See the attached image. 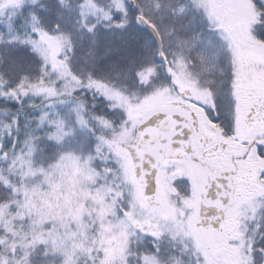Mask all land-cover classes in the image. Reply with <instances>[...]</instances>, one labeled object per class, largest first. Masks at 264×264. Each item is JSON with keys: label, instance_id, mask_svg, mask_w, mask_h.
I'll return each mask as SVG.
<instances>
[{"label": "snow or ice", "instance_id": "1", "mask_svg": "<svg viewBox=\"0 0 264 264\" xmlns=\"http://www.w3.org/2000/svg\"><path fill=\"white\" fill-rule=\"evenodd\" d=\"M0 264H264V0H0Z\"/></svg>", "mask_w": 264, "mask_h": 264}]
</instances>
